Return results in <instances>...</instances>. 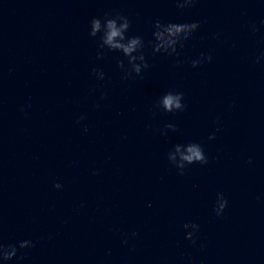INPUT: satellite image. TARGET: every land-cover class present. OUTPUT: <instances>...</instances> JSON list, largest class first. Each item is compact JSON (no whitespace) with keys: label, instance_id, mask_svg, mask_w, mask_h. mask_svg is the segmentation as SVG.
Returning a JSON list of instances; mask_svg holds the SVG:
<instances>
[{"label":"clouds","instance_id":"9594fccd","mask_svg":"<svg viewBox=\"0 0 264 264\" xmlns=\"http://www.w3.org/2000/svg\"><path fill=\"white\" fill-rule=\"evenodd\" d=\"M176 8L180 11L190 9L194 7L199 0H172ZM131 20L128 16L115 13H105L103 16H94L89 21V36L92 38L98 37L96 59L103 60L110 52L120 53L127 60V64L123 59L117 58L116 67L123 73V79H131L135 77H141L142 73L149 68L144 49L145 41L143 37L138 35H129L131 28ZM264 25V20L261 21ZM152 40L148 43L152 48L153 54L161 53L170 57H179L180 50L185 47L187 41L193 38L194 34L200 29V21H192L186 23L164 22L161 19H156L153 22ZM251 33L255 35L259 31L255 24L249 25ZM217 38H219L217 36ZM261 59H264V52H261L257 57L259 63ZM211 54H201L197 59L191 60V65L196 68L203 63L211 62ZM183 61H178V65ZM91 75L96 80L102 81L105 79V73L102 69L93 67L91 69ZM100 99H105V95H101ZM30 108L31 105H27ZM95 108H99L100 105H94ZM232 106L229 105V108ZM187 104L184 102V94L179 91L169 90L161 95L152 105V116L155 117L160 113H176L185 111ZM21 112H25L26 108L22 106ZM86 119L84 115H81L77 119V124H82ZM219 124V121H217ZM88 131L87 126L83 129ZM177 126L173 123H167L162 129H157L161 135H167L169 131L176 132ZM216 131H220L217 127ZM215 133L208 137L209 140L215 139ZM167 159L177 170L178 174L183 176L188 166L193 164L207 165L209 159L205 154L204 148L201 144L196 142L177 143L167 153ZM251 159L248 160V164H252ZM94 174H99L98 172ZM54 188L60 189L63 187L60 183H55ZM228 206L227 198L223 193H217L216 202L214 205V212L217 217H222ZM185 232V239L190 241L192 246H196L200 225L194 222H188L183 224ZM139 233L133 231L127 234L122 243L128 244L129 239H134ZM35 242L32 240H21L16 243H4L0 238V262H9L23 259V252L26 249L34 248ZM204 247V245H200ZM189 264H191V257H189Z\"/></svg>","mask_w":264,"mask_h":264}]
</instances>
